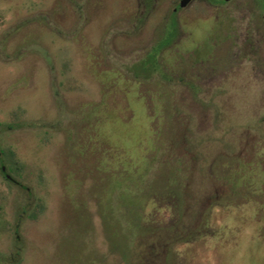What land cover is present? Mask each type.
Here are the masks:
<instances>
[{
	"label": "rangeland",
	"instance_id": "374dc122",
	"mask_svg": "<svg viewBox=\"0 0 264 264\" xmlns=\"http://www.w3.org/2000/svg\"><path fill=\"white\" fill-rule=\"evenodd\" d=\"M0 0V264H264V0Z\"/></svg>",
	"mask_w": 264,
	"mask_h": 264
},
{
	"label": "trees",
	"instance_id": "16d2710c",
	"mask_svg": "<svg viewBox=\"0 0 264 264\" xmlns=\"http://www.w3.org/2000/svg\"><path fill=\"white\" fill-rule=\"evenodd\" d=\"M145 1V3H146V5H149L150 3V1L149 0H144ZM0 162H1V172H2V174L7 178V179H9L8 178V176H10L8 173H7V170H6V167H5V165H4V161L3 160H0ZM4 168H5V170H4ZM10 180V179H9Z\"/></svg>",
	"mask_w": 264,
	"mask_h": 264
},
{
	"label": "water",
	"instance_id": "95a60500",
	"mask_svg": "<svg viewBox=\"0 0 264 264\" xmlns=\"http://www.w3.org/2000/svg\"><path fill=\"white\" fill-rule=\"evenodd\" d=\"M188 1H190V0H183V2L181 3V7H184ZM4 170H5V168H4ZM8 178H11V177L8 176Z\"/></svg>",
	"mask_w": 264,
	"mask_h": 264
},
{
	"label": "flooded vegetation",
	"instance_id": "af4514ba",
	"mask_svg": "<svg viewBox=\"0 0 264 264\" xmlns=\"http://www.w3.org/2000/svg\"><path fill=\"white\" fill-rule=\"evenodd\" d=\"M10 180L12 179V178H9ZM13 180V179H12Z\"/></svg>",
	"mask_w": 264,
	"mask_h": 264
}]
</instances>
